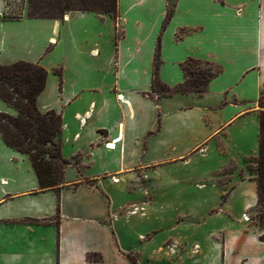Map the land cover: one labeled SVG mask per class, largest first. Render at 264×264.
<instances>
[{
    "label": "crops",
    "instance_id": "0c3cea01",
    "mask_svg": "<svg viewBox=\"0 0 264 264\" xmlns=\"http://www.w3.org/2000/svg\"><path fill=\"white\" fill-rule=\"evenodd\" d=\"M170 1L0 19V64L48 71L38 107L62 116L74 161L62 186L41 190L30 157L0 134V264H175L161 252L171 238L186 248L179 264H264V228L247 217L258 207L249 165L264 112V0H172L167 19ZM157 60L171 89L189 60L217 73L203 94L153 93ZM0 113L18 116L2 99ZM146 200L145 216L124 213ZM181 215L202 222L181 226Z\"/></svg>",
    "mask_w": 264,
    "mask_h": 264
},
{
    "label": "trees",
    "instance_id": "16d2710c",
    "mask_svg": "<svg viewBox=\"0 0 264 264\" xmlns=\"http://www.w3.org/2000/svg\"><path fill=\"white\" fill-rule=\"evenodd\" d=\"M94 7L78 9L81 12L107 13L113 16L118 12V0H95ZM69 10L65 8L64 10ZM66 10V11H67ZM39 19H49L46 16L62 13L61 8H39ZM172 16L168 12L167 19ZM30 18H38L31 16ZM0 19H19L0 17ZM159 54L157 55V58ZM153 93L206 92L208 83L213 78L205 81L204 86H196L197 90L187 89L184 85L171 89L157 79L158 60L155 64ZM61 74V71H58ZM48 79V71L39 64L17 62L9 66L0 64V99L18 111V116L13 117L0 113V134L5 143L16 151L30 157L36 172L41 190L58 189L64 184V175L67 167L74 161L65 158L62 154V116L55 111L43 113L38 107V97L44 91ZM161 86V89L158 87ZM76 162L78 159L75 160ZM253 162L257 165L256 181L258 183V207L262 208L259 227L264 228V112L260 114V150L258 158ZM257 207V208H258ZM34 223L49 224L48 221H35ZM59 226V218L56 219ZM90 259H92L90 257Z\"/></svg>",
    "mask_w": 264,
    "mask_h": 264
},
{
    "label": "rangeland",
    "instance_id": "374dc122",
    "mask_svg": "<svg viewBox=\"0 0 264 264\" xmlns=\"http://www.w3.org/2000/svg\"><path fill=\"white\" fill-rule=\"evenodd\" d=\"M27 4L25 7V14L24 16L26 17H40V13H37L39 10V8H46V7H51V8H61L62 9V13H56L53 16H46V18H49L51 20H61L64 17L68 16L70 13H74V12H81L78 9H82V8H92L94 7L93 4H95V0H26ZM173 1L171 0L170 3L168 4V11H171L173 9ZM65 8H68L69 10H64ZM23 16V17H24ZM184 71L187 77V83L185 85V87L187 89H193V90H197L196 86H204L205 81L209 78V75H215L217 73V70L215 69V67L212 65V63L210 62H201V61H196V60H189L188 62H186L184 64ZM159 89H161V86L158 87ZM164 91H166V89H162L161 92H159V94H165ZM195 93V92H194ZM250 170L252 171V173H254L256 175V168L257 165L255 163H251L249 165ZM176 174L178 172H175ZM169 173H165L164 176L168 177ZM145 180H148L147 178H145ZM222 185H225V180L224 179H220ZM149 185V184H148ZM148 185L146 184L145 187L147 189ZM148 201L146 200V202L134 206L132 208H128L127 210L124 211V213H133V214H137V215H142L145 216L148 212L146 210V208L148 207ZM144 208V210H142ZM137 209H139L136 213H134ZM142 210V211H141ZM262 208H255L253 209L249 214H248V222L251 226H257L259 227V223H260V218L262 216ZM191 218L192 221H190V224L193 226H197L199 222H202V220H198L200 219V216H196V215H190V216H183L181 215V220L178 221L179 223H181V226H183L184 224H187V222L185 221L186 219ZM186 218V219H185ZM198 220V221H197ZM179 226V225H178ZM261 241H264V237L261 238ZM185 246L184 244L181 242L180 238H171L168 240V242H166L162 247H161V252L164 253L167 256H170L172 259H174L176 261L175 264H179L178 262L181 260V257L183 255V252L185 250ZM201 252V246L198 244H194L192 245V247L190 248V253L192 254V256L198 255Z\"/></svg>",
    "mask_w": 264,
    "mask_h": 264
},
{
    "label": "built area",
    "instance_id": "2783aa9c",
    "mask_svg": "<svg viewBox=\"0 0 264 264\" xmlns=\"http://www.w3.org/2000/svg\"><path fill=\"white\" fill-rule=\"evenodd\" d=\"M3 10L0 13V17H10V18H22L24 16L26 0H3ZM55 40L53 41V43ZM137 209L134 213H136ZM144 210V208L142 209ZM141 210V211H142Z\"/></svg>",
    "mask_w": 264,
    "mask_h": 264
}]
</instances>
